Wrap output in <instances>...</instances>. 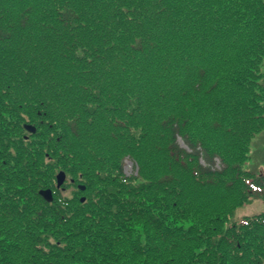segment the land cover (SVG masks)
Returning a JSON list of instances; mask_svg holds the SVG:
<instances>
[{
	"label": "trees",
	"instance_id": "trees-1",
	"mask_svg": "<svg viewBox=\"0 0 264 264\" xmlns=\"http://www.w3.org/2000/svg\"><path fill=\"white\" fill-rule=\"evenodd\" d=\"M261 134L264 0H0V264H264Z\"/></svg>",
	"mask_w": 264,
	"mask_h": 264
},
{
	"label": "rangeland",
	"instance_id": "rangeland-1",
	"mask_svg": "<svg viewBox=\"0 0 264 264\" xmlns=\"http://www.w3.org/2000/svg\"><path fill=\"white\" fill-rule=\"evenodd\" d=\"M251 148V158H249L248 164L251 163L254 166L258 164L259 169L264 170V134L255 137ZM125 165V172L128 175L136 174L137 169L132 160H126ZM262 211H264V196H258L256 199H252L245 203V205L238 207L234 212L233 220L242 219L246 217V215L257 214Z\"/></svg>",
	"mask_w": 264,
	"mask_h": 264
},
{
	"label": "water",
	"instance_id": "water-1",
	"mask_svg": "<svg viewBox=\"0 0 264 264\" xmlns=\"http://www.w3.org/2000/svg\"><path fill=\"white\" fill-rule=\"evenodd\" d=\"M27 129H30L31 131H35V127L30 125V124H28ZM65 175L66 174L64 171L59 173V175H58V179H59L58 180V186H61L64 183ZM41 194L45 197V199L47 201L51 202L53 200V192L51 190H49V189L42 190Z\"/></svg>",
	"mask_w": 264,
	"mask_h": 264
}]
</instances>
